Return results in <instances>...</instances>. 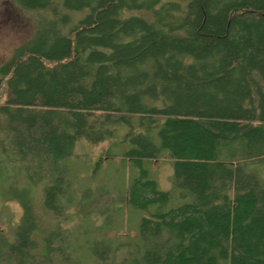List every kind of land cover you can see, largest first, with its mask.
Instances as JSON below:
<instances>
[{
  "label": "trees",
  "instance_id": "1",
  "mask_svg": "<svg viewBox=\"0 0 264 264\" xmlns=\"http://www.w3.org/2000/svg\"><path fill=\"white\" fill-rule=\"evenodd\" d=\"M13 1L36 24L0 65V203L20 208L0 264H264V0ZM80 139L124 147L140 217L135 243L109 229L77 257L64 224L103 198L69 194Z\"/></svg>",
  "mask_w": 264,
  "mask_h": 264
},
{
  "label": "rangeland",
  "instance_id": "2",
  "mask_svg": "<svg viewBox=\"0 0 264 264\" xmlns=\"http://www.w3.org/2000/svg\"><path fill=\"white\" fill-rule=\"evenodd\" d=\"M35 24V13L19 8L13 0H0V65L9 59L14 48L31 37ZM123 149L109 140L91 145L86 139H80L75 144L73 155L60 163L67 171L69 194L73 199L79 200L87 190L98 192L103 197L98 203V208L102 210L101 216L95 213L96 207L92 216H74L64 224L66 229L68 226L73 227L72 243L77 257L82 253V247L101 231L110 229V236L118 234L121 239L119 243L137 241L135 229L140 216L131 214L124 202L122 204L119 200L131 182V165L119 156L110 157ZM147 164L150 165L151 176L157 182L158 189H173L171 160L162 158ZM1 188L0 185V192ZM177 200L174 198L172 205L178 204ZM19 216L20 208L15 203H0V231L11 237Z\"/></svg>",
  "mask_w": 264,
  "mask_h": 264
}]
</instances>
